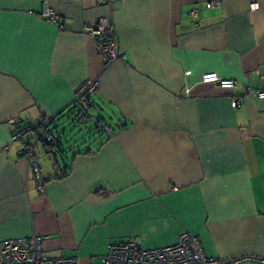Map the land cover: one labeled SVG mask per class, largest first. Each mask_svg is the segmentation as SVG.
Listing matches in <instances>:
<instances>
[{
  "label": "crops",
  "instance_id": "1",
  "mask_svg": "<svg viewBox=\"0 0 264 264\" xmlns=\"http://www.w3.org/2000/svg\"><path fill=\"white\" fill-rule=\"evenodd\" d=\"M100 18L123 56L110 65L87 31ZM211 71L236 87L204 83ZM88 78L99 80L90 112L111 134L56 155L34 129L12 138L11 120L55 117V135L77 122L66 113ZM263 88L264 0H0V241L39 234L51 257L104 264L115 242L152 248L189 232L209 257L264 258Z\"/></svg>",
  "mask_w": 264,
  "mask_h": 264
},
{
  "label": "built area",
  "instance_id": "2",
  "mask_svg": "<svg viewBox=\"0 0 264 264\" xmlns=\"http://www.w3.org/2000/svg\"><path fill=\"white\" fill-rule=\"evenodd\" d=\"M221 2H209L207 7L220 5ZM252 10L259 8L258 2L250 5ZM196 10L192 11L194 14ZM42 16L48 21L59 22L56 11L44 1ZM87 31L95 39L101 58L106 65H110L119 58H122L115 29L108 25L105 18H100L97 22L88 25ZM204 83H216L224 89H233L237 81L233 78H223L217 72H205L201 76ZM99 86L97 78H88L76 89L75 104L79 108L80 118L83 121L93 118L90 112V102L92 94ZM247 95L252 91H247ZM260 99H264V88L256 92ZM232 106H240L241 100L235 97ZM43 126L41 133L36 138L47 141L50 144L56 143L55 135L49 127L50 119H41ZM13 125L12 138L23 140L32 125H21L18 121L11 120ZM99 127L109 134L111 130L105 121L101 120ZM21 153L30 162L37 188L40 193L46 191V180L41 172L40 164L36 158V142H25ZM249 261L264 263V258L258 256H243L232 259H217L209 257L201 239L189 232L182 233L173 244L152 248H144L133 240L115 242L110 245L108 252L103 257L104 264H241ZM0 264H80L77 256L51 257L46 254L44 248V237L39 234L20 236L12 239L0 241Z\"/></svg>",
  "mask_w": 264,
  "mask_h": 264
},
{
  "label": "rangeland",
  "instance_id": "3",
  "mask_svg": "<svg viewBox=\"0 0 264 264\" xmlns=\"http://www.w3.org/2000/svg\"><path fill=\"white\" fill-rule=\"evenodd\" d=\"M104 119L105 122L108 123V119L106 117ZM76 121L77 122L71 123L72 125L67 126V128L69 133H73L74 136L73 143H80L81 146L84 143V141H86L87 139L89 140L90 135L92 136L95 135L98 130L96 129L95 125L92 124L90 121H82V122H79L78 120ZM59 161H60V157H59Z\"/></svg>",
  "mask_w": 264,
  "mask_h": 264
},
{
  "label": "trees",
  "instance_id": "4",
  "mask_svg": "<svg viewBox=\"0 0 264 264\" xmlns=\"http://www.w3.org/2000/svg\"><path fill=\"white\" fill-rule=\"evenodd\" d=\"M89 102H90V99H89ZM74 110H75V112H76V115H75V118L73 119V121H75V120H78L79 122H82L83 120L80 118V113H79V108H78V106L75 104V102H74V107L73 108H71L66 114L67 115H70L71 113H73L74 112ZM50 121H54L53 120V117H50ZM106 123V122H105ZM26 124V123H25ZM24 123H21V122H19V123H17V125H18V127L19 126H21V125H25ZM43 122H40L39 123V125H37L36 127H33L32 126V128L31 129H34L35 131H36V134L38 133V134H40L41 133V127L43 126ZM107 125H108V123H106ZM50 126V125H49ZM109 126V125H108ZM95 127H96V129L99 131V132H102L103 131V129H101L98 125H95ZM95 129V130H96ZM50 130L52 131V129L50 128ZM97 131V132H98ZM43 142H44V144H45V146L47 147V150L50 152H53L55 155H56V153H58L59 151L58 150H56V149H60V147H59V141L57 140L56 141V143H53V144H50V143H48L47 141H45V140H43ZM102 143V142H101ZM90 150V149H89ZM88 150V151H89ZM58 151V152H57ZM82 151V150H81ZM87 151V152H88ZM66 174V172L64 171L63 172V175H65ZM61 176V175H60Z\"/></svg>",
  "mask_w": 264,
  "mask_h": 264
},
{
  "label": "water",
  "instance_id": "5",
  "mask_svg": "<svg viewBox=\"0 0 264 264\" xmlns=\"http://www.w3.org/2000/svg\"><path fill=\"white\" fill-rule=\"evenodd\" d=\"M54 119H55V117H53V120H54ZM93 119L95 120V124H94V125H98V126H99V123L101 122V120L104 121V118L99 117V116H94V115H93ZM49 124H50V126H51L52 121H50ZM56 128H57V126H56ZM62 130H63V133H59L58 135H55V133L52 131V133L55 135L56 140H58V141H59V139L63 138V136H64L65 134L68 135V134H67V127H64ZM71 132H72V131H71ZM73 138H74V136L71 135V137L68 138V140H66V141H60V143H59L60 150L63 151V150H64V145H65V143H66V142L69 143L70 140H72Z\"/></svg>",
  "mask_w": 264,
  "mask_h": 264
}]
</instances>
